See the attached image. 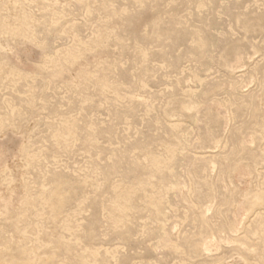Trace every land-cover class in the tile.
<instances>
[{
    "label": "rangeland",
    "instance_id": "obj_1",
    "mask_svg": "<svg viewBox=\"0 0 264 264\" xmlns=\"http://www.w3.org/2000/svg\"><path fill=\"white\" fill-rule=\"evenodd\" d=\"M0 264H264V0H0Z\"/></svg>",
    "mask_w": 264,
    "mask_h": 264
},
{
    "label": "bare ground",
    "instance_id": "obj_2",
    "mask_svg": "<svg viewBox=\"0 0 264 264\" xmlns=\"http://www.w3.org/2000/svg\"><path fill=\"white\" fill-rule=\"evenodd\" d=\"M121 197V196H120ZM124 199V198H123ZM122 200V199H121ZM122 207V206H121Z\"/></svg>",
    "mask_w": 264,
    "mask_h": 264
}]
</instances>
